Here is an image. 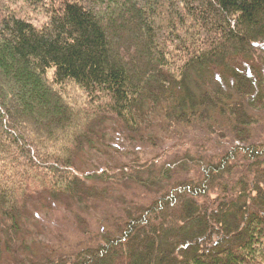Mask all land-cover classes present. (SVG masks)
Returning <instances> with one entry per match:
<instances>
[{"label":"trees","instance_id":"1","mask_svg":"<svg viewBox=\"0 0 264 264\" xmlns=\"http://www.w3.org/2000/svg\"><path fill=\"white\" fill-rule=\"evenodd\" d=\"M258 115L264 0H0V247L25 248L24 217L44 195L81 205L101 194L89 180L139 181L124 154L85 159L109 121L129 134L166 121L215 135L197 151H221L180 155L194 167L172 169L197 176L149 168L150 200L125 204L113 234L35 264H264Z\"/></svg>","mask_w":264,"mask_h":264},{"label":"rangeland","instance_id":"2","mask_svg":"<svg viewBox=\"0 0 264 264\" xmlns=\"http://www.w3.org/2000/svg\"><path fill=\"white\" fill-rule=\"evenodd\" d=\"M42 19L40 16H37ZM72 93L80 94L74 87ZM264 116L258 115V124L254 128L252 140L264 143ZM152 122L151 129L141 130L139 134H129L119 123L109 121L102 139L95 150L85 152V159L99 162L105 158L107 161L113 159L115 162L124 158L131 164L139 165V181L120 179V175H111L108 180H89L88 184L101 193L98 197L91 198L85 204H75V201H53L41 197V200L34 202L31 209L24 217L23 235L19 241L25 248L17 252L16 256L5 252L0 247V264H35L44 262L47 259H57L60 256L72 255L88 245H96L102 241L105 233L113 234L115 222L119 223L124 218V205L146 204L150 200L147 184H149V171L157 174L158 169L165 167L172 169L183 164L186 168L194 167V161L189 158H182L186 150L192 153L210 155L220 152L221 148L215 147L216 140L211 141L205 147L197 148L202 145V137L209 135L197 127L189 130L170 127L171 124L163 121L155 124ZM210 124H214L211 122ZM220 124H225L223 121ZM217 124H214L216 126ZM221 125V126H223ZM222 132V131H220ZM148 133H152V140L148 138ZM142 136V137H141ZM226 138L221 139L223 148L232 143L231 138L226 134ZM216 139V138H215ZM197 151V152H196ZM124 154V155H123ZM153 166L149 167L152 158ZM195 159V154L191 156ZM82 158L79 164L80 176H85L87 168H84L85 161ZM143 164H146L144 166ZM104 167V166H102ZM149 168H151L149 170ZM174 168L172 170H174ZM91 170V168L89 169ZM88 170V171H89ZM176 171V170H174ZM196 170L188 172H173L172 179H181L187 176H197ZM159 182V181H158ZM102 195V196H101ZM40 199V198H39ZM125 205V206H126ZM20 261V262H19Z\"/></svg>","mask_w":264,"mask_h":264}]
</instances>
